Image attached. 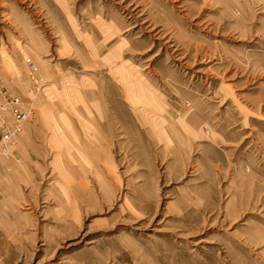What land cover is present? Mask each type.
Wrapping results in <instances>:
<instances>
[{
  "label": "rangeland",
  "instance_id": "374dc122",
  "mask_svg": "<svg viewBox=\"0 0 264 264\" xmlns=\"http://www.w3.org/2000/svg\"><path fill=\"white\" fill-rule=\"evenodd\" d=\"M2 91L0 264H264V0H0Z\"/></svg>",
  "mask_w": 264,
  "mask_h": 264
},
{
  "label": "built area",
  "instance_id": "2783aa9c",
  "mask_svg": "<svg viewBox=\"0 0 264 264\" xmlns=\"http://www.w3.org/2000/svg\"><path fill=\"white\" fill-rule=\"evenodd\" d=\"M2 103L0 105L3 109H8L13 117V124L10 129L5 132L4 140L8 141L15 133L20 131L23 123L27 120L30 111L22 107V102L16 96L9 95L5 91L0 93Z\"/></svg>",
  "mask_w": 264,
  "mask_h": 264
}]
</instances>
